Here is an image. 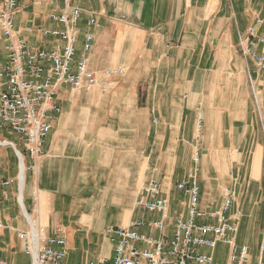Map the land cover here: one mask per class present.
Returning a JSON list of instances; mask_svg holds the SVG:
<instances>
[{
	"label": "crops",
	"instance_id": "0c3cea01",
	"mask_svg": "<svg viewBox=\"0 0 264 264\" xmlns=\"http://www.w3.org/2000/svg\"><path fill=\"white\" fill-rule=\"evenodd\" d=\"M72 5L81 9L75 60L86 56L102 79L107 70L124 74L111 78L108 92L64 86L57 100L62 111L53 118L39 158L33 159L16 135L0 137L16 146L0 143V260L31 264L17 237L30 222L66 240L67 264L111 258L107 228L161 220L136 205L151 181L159 182L170 200V223L186 212L187 197L178 185L195 168L197 148L202 207L219 204L223 190L233 187L239 241L250 247L245 235L250 222L261 215L264 227V123L254 98L259 92L264 106V74L244 56L241 41L264 19V0ZM66 11L62 2L18 0L20 37L35 48L62 44L41 30L63 29L50 14ZM93 17L97 23L89 27ZM88 32L95 40L86 53ZM258 33L264 36V24ZM3 45L0 32V68L7 63ZM138 232L160 237L148 227ZM260 242L252 264L259 262ZM220 246L226 257L218 259L217 249L215 260L224 264L229 248Z\"/></svg>",
	"mask_w": 264,
	"mask_h": 264
},
{
	"label": "built area",
	"instance_id": "2783aa9c",
	"mask_svg": "<svg viewBox=\"0 0 264 264\" xmlns=\"http://www.w3.org/2000/svg\"><path fill=\"white\" fill-rule=\"evenodd\" d=\"M49 1L62 2L67 9L62 14H50V19L63 29L41 30L44 37L62 43L51 50L31 47L20 37L16 24L18 0H0V32L7 54V63L0 68V131L16 135L33 159L42 156L53 118L62 111L57 100L64 86L82 92H92L96 88L108 92L114 86L111 78L124 74L122 69L107 70L102 79L90 69L86 56L76 61L81 9L72 3L79 0ZM96 23L93 17L88 26L93 27ZM263 24V18L257 19L256 24L248 28V35L241 45L244 56L264 74V36L258 33V27ZM94 40L92 33L85 35L84 52L93 49ZM260 96L257 92L254 98L259 119L264 123ZM202 129L200 118L198 141ZM2 144L16 147L9 141H2ZM200 161L201 150L197 148L193 156L195 168L178 185L187 197L185 213L178 214L170 223V200L163 195L161 184L151 181L136 205L149 213L160 214L161 220L136 221L131 228H107L105 237L113 247L112 257L86 264H217L214 253L220 245L229 248L224 264H252L250 247L239 241L240 216L232 214L236 190L226 189L219 204L209 203L203 208L197 169ZM143 227L157 231L160 237L139 233L138 229ZM17 237L24 252L31 257V264H67L66 240L48 235L44 226L30 222L29 230L18 231ZM258 256V264H264V234ZM0 264L9 263L0 260Z\"/></svg>",
	"mask_w": 264,
	"mask_h": 264
},
{
	"label": "rangeland",
	"instance_id": "374dc122",
	"mask_svg": "<svg viewBox=\"0 0 264 264\" xmlns=\"http://www.w3.org/2000/svg\"><path fill=\"white\" fill-rule=\"evenodd\" d=\"M0 137H7V138H12V136H9V134L4 130V131H0ZM230 187H227L223 190V193L226 189H229ZM232 189H234L233 187H231ZM223 196V194H222ZM262 216H258L256 217L254 220H252V222H250V225L245 233L246 236H248L251 239V254L252 257H257L258 254V244L260 242V240L262 239L263 233H264V227H263V222H262ZM257 245V246H256ZM221 246L218 247L217 250V258L220 260L226 257V254L224 255V250H221ZM109 264H112V262H110Z\"/></svg>",
	"mask_w": 264,
	"mask_h": 264
},
{
	"label": "bare ground",
	"instance_id": "6f19581e",
	"mask_svg": "<svg viewBox=\"0 0 264 264\" xmlns=\"http://www.w3.org/2000/svg\"><path fill=\"white\" fill-rule=\"evenodd\" d=\"M2 141H0V143H1Z\"/></svg>",
	"mask_w": 264,
	"mask_h": 264
}]
</instances>
